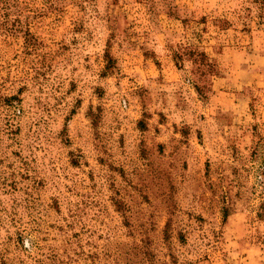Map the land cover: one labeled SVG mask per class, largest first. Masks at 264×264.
Segmentation results:
<instances>
[{
	"label": "rangeland",
	"instance_id": "obj_1",
	"mask_svg": "<svg viewBox=\"0 0 264 264\" xmlns=\"http://www.w3.org/2000/svg\"><path fill=\"white\" fill-rule=\"evenodd\" d=\"M0 264H264V0H0Z\"/></svg>",
	"mask_w": 264,
	"mask_h": 264
}]
</instances>
